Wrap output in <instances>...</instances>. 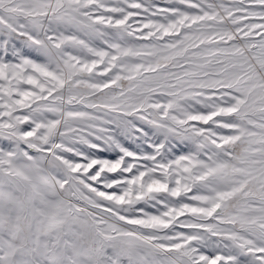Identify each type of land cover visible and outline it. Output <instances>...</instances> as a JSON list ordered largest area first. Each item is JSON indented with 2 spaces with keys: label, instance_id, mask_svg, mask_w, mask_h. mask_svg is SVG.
<instances>
[{
  "label": "snow or ice",
  "instance_id": "snow-or-ice-1",
  "mask_svg": "<svg viewBox=\"0 0 264 264\" xmlns=\"http://www.w3.org/2000/svg\"><path fill=\"white\" fill-rule=\"evenodd\" d=\"M0 264H264V0H0Z\"/></svg>",
  "mask_w": 264,
  "mask_h": 264
}]
</instances>
